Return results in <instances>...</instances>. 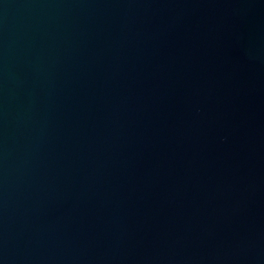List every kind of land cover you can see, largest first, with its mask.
I'll list each match as a JSON object with an SVG mask.
<instances>
[{
  "label": "water",
  "instance_id": "1",
  "mask_svg": "<svg viewBox=\"0 0 264 264\" xmlns=\"http://www.w3.org/2000/svg\"><path fill=\"white\" fill-rule=\"evenodd\" d=\"M0 264H264V0H0Z\"/></svg>",
  "mask_w": 264,
  "mask_h": 264
}]
</instances>
